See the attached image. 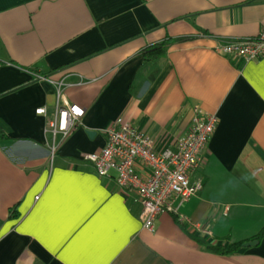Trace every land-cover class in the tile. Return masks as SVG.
<instances>
[{"label":"crops","instance_id":"1","mask_svg":"<svg viewBox=\"0 0 264 264\" xmlns=\"http://www.w3.org/2000/svg\"><path fill=\"white\" fill-rule=\"evenodd\" d=\"M263 29L264 0H0V264H264V58L214 50ZM166 38L151 79L142 50ZM58 93L84 109L67 138L36 112ZM194 105L217 115L201 192L150 231L83 155L118 116L171 146Z\"/></svg>","mask_w":264,"mask_h":264},{"label":"built area","instance_id":"2","mask_svg":"<svg viewBox=\"0 0 264 264\" xmlns=\"http://www.w3.org/2000/svg\"><path fill=\"white\" fill-rule=\"evenodd\" d=\"M214 50L246 61H258L264 58V29L256 36L219 38ZM36 112L47 119L53 135L61 133L67 138L79 123L84 109L76 104L61 103L58 93L54 110L40 107ZM216 124L215 113L194 105L182 134L171 146L159 150L150 134L118 116L104 130V146L85 153L83 158L94 165L101 177L115 172L118 186L135 194L141 204L142 226L153 231L158 215L180 216L186 201L201 192L202 181L192 176L204 159Z\"/></svg>","mask_w":264,"mask_h":264},{"label":"trees","instance_id":"3","mask_svg":"<svg viewBox=\"0 0 264 264\" xmlns=\"http://www.w3.org/2000/svg\"><path fill=\"white\" fill-rule=\"evenodd\" d=\"M186 37H179L178 40L185 39ZM172 38H166L160 42H157L155 44H152L150 46L145 47L142 50V55L144 58V63L148 65L149 67V77L152 79L155 77L158 66L157 61L158 59L164 55L166 52L167 46L170 43ZM7 136L0 127V139H5ZM12 217L17 216V213L12 212L10 214ZM264 233V228L257 234V237H261ZM198 243L204 246V248L215 252V253H229L238 250L242 246V242H236V243H229V244H217L208 242L205 238L199 237V236H192Z\"/></svg>","mask_w":264,"mask_h":264},{"label":"water","instance_id":"4","mask_svg":"<svg viewBox=\"0 0 264 264\" xmlns=\"http://www.w3.org/2000/svg\"><path fill=\"white\" fill-rule=\"evenodd\" d=\"M257 242V240H251V241H247L243 243V246H250L252 244H255Z\"/></svg>","mask_w":264,"mask_h":264}]
</instances>
